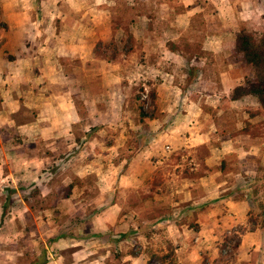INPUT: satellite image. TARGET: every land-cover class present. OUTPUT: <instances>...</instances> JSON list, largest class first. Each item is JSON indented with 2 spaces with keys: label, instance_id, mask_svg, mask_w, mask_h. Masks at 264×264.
I'll return each instance as SVG.
<instances>
[{
  "label": "rangeland",
  "instance_id": "1",
  "mask_svg": "<svg viewBox=\"0 0 264 264\" xmlns=\"http://www.w3.org/2000/svg\"><path fill=\"white\" fill-rule=\"evenodd\" d=\"M189 10L193 11L189 26L177 24L176 16L188 14ZM77 20L89 28L101 20L110 25L111 38L104 40L100 37L95 45L96 48L99 41L103 42L104 55L95 54L110 62L111 70L113 63L122 62L120 67L128 76L125 80L131 94L129 107L134 122H145L157 119L160 114L158 96L154 102L151 90H157L161 77L142 74L148 67L141 64L147 60L150 65L154 64L156 61L153 63L152 60L159 54L158 51H149L146 47L148 41L155 39L160 54L175 52L186 62L185 71L189 73L182 78V85L187 90L195 87L197 69L190 65L192 59L197 60L202 55L208 57L211 62L207 73L221 66L217 59L221 54L217 56V50H203L200 42L222 39L225 41L220 50L225 53L222 66L233 72L234 77H240L239 84H242L251 71L233 60L236 36L242 30L256 35L264 33V0H0V56L15 60L14 52L24 54L20 45L31 49L33 54L37 47H31L45 39L51 25L53 31L60 34L61 25L67 23L74 30L69 32L77 34V28H72L77 26ZM129 55L131 58L124 61ZM35 72L40 74V71ZM229 86L232 94L237 84L233 87V80H230ZM247 96L237 101L234 108L247 109V120L242 112L238 115L229 112L226 119L233 122L245 120L243 127L251 123L253 138L261 147L257 154L244 161L234 158L224 160L221 165L228 168L229 164L230 170H251L243 176H232L234 186L230 190L237 191L234 198L250 201L248 225L228 228L214 240L212 247L218 249V254L203 253L196 264H236L240 246L234 247L235 242L238 239L242 242L243 236L252 230L264 232V109L256 96ZM7 114L9 122H4L0 115V264H31L45 251L48 255L46 264H162L163 257L167 263L173 264L177 241L172 240L170 230L161 221L174 216L171 192L178 183L176 176L161 180L164 185L155 177L150 192L139 190L129 195L131 199L121 209L117 224L106 231L121 234L120 241L94 237L95 233H106L94 231L91 221L95 214L102 213L113 223V191L98 190L101 181L97 174H79L81 160L77 148L68 151L66 146L60 145L53 154L46 143L31 142L27 131L21 132L24 129L17 125L34 120L37 112H21L17 125L13 124V114ZM133 146L135 148L137 144L133 143ZM31 154L40 159L37 157L31 164L26 159ZM2 155L7 159L1 158ZM99 162L103 165L104 160ZM181 162L178 170L183 168V174L197 165L191 156ZM166 168L174 170L170 166ZM33 183L38 187L32 188ZM157 185L161 188L157 189ZM24 187L26 195L30 196L29 201L24 199ZM125 195L117 192V196L123 199ZM154 196L159 200L152 201ZM255 240L246 239L247 247L250 248ZM225 242L227 246L223 247ZM248 254L249 260L239 264H264V249L250 248Z\"/></svg>",
  "mask_w": 264,
  "mask_h": 264
},
{
  "label": "crops",
  "instance_id": "2",
  "mask_svg": "<svg viewBox=\"0 0 264 264\" xmlns=\"http://www.w3.org/2000/svg\"><path fill=\"white\" fill-rule=\"evenodd\" d=\"M192 13L189 10L188 14H178L175 21L188 27ZM97 22L89 28L77 20V26L72 27L77 28V34L69 32L74 30L67 23L61 25L60 34L51 25L46 31L47 38L31 47H37L33 54L31 49L20 45L24 54L14 52L15 60L0 56V115L7 122V113L11 112L13 124L17 125L21 112H37L34 120L17 125L24 129L21 132L27 131L31 142L46 143L53 154L60 145L68 151L77 148L81 160L79 174L93 172L100 177L98 190L113 191V223L102 213L95 214L91 221L95 232H106L112 225L114 228L131 193L150 192L155 177L162 182L176 176L178 183L171 192L174 216L161 221L170 230L172 240L177 241L173 264H196L203 253L218 254V249L212 247L214 240L231 226H247L250 209L247 198H234L237 191L230 190L234 186L232 176H243L251 170H230L229 164L228 168L221 164L234 158L244 161L261 147L250 133H239L249 113L247 109H234L235 103L248 96L231 98L229 81L233 80L235 87L240 77H234L233 72L222 66L225 53L220 50L225 41L200 42L203 50H217V56L221 54L217 58L221 66L207 73L211 62L208 57L192 59L190 65L197 69L195 87L187 90L182 85V78L189 73L185 71L186 62L172 51V55L160 54V46L153 37L146 42L149 51L159 52L152 60L156 61L154 64L147 60L141 66L149 69L143 70V76L161 77L157 84L160 114L154 120L134 122L125 80L128 76L120 67L122 62L113 63L111 70L112 64L95 54L100 37L106 40L112 36L108 22ZM130 58L131 55L124 61ZM229 112L237 115L242 112L245 120L230 121L226 119ZM5 155L1 158L7 159ZM189 156L197 164L189 169L195 177L183 174V168L178 170L181 161ZM37 157L40 159L31 154L26 159L32 164ZM165 166L174 170L168 171ZM117 192L125 193L124 199ZM151 199L159 200L156 196ZM183 203L185 206H181ZM194 223L197 226H192ZM250 238L256 239L250 248L264 249V232L259 229L247 232L236 264L249 260L246 239Z\"/></svg>",
  "mask_w": 264,
  "mask_h": 264
},
{
  "label": "trees",
  "instance_id": "3",
  "mask_svg": "<svg viewBox=\"0 0 264 264\" xmlns=\"http://www.w3.org/2000/svg\"><path fill=\"white\" fill-rule=\"evenodd\" d=\"M102 45L103 42L99 41L95 48L96 54L99 55L100 57L104 55ZM174 46L173 49L177 50L176 47ZM232 56L234 62H238L242 66L247 67L251 71V74L246 78V81L244 83L239 84L234 88L231 94V98L233 100H237L247 95H254L260 102L261 107L264 109V33H262L261 35H256L248 30L240 31L236 36L235 46ZM104 57L107 58L106 56ZM108 61H112V60L109 58ZM151 96L153 98V101L155 102L158 96L157 90L155 88L151 90ZM253 127L254 126H252L251 123H247L245 127H243L239 131V133H250L253 136L255 135L251 130V128ZM186 173L188 175L190 174L192 177H195V175L191 171H187ZM31 186L32 188L38 187L36 183H33ZM22 191L24 192V199L29 201L30 196L26 195V191H27L26 187H24ZM243 230L244 229H242V231ZM94 237H99L101 239H108L112 241L113 240L120 241L122 239L121 234H114L111 232L95 233ZM240 244H241V240L238 239L235 242L234 247L238 248ZM226 246L227 243L225 242L223 247ZM164 258L166 257L162 258L161 260L162 264H165L167 262ZM47 262H48V255L45 251L43 252L42 255L34 259L31 262V264H46Z\"/></svg>",
  "mask_w": 264,
  "mask_h": 264
}]
</instances>
